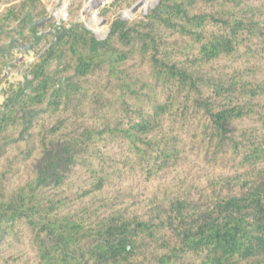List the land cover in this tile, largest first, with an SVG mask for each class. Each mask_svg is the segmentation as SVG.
I'll return each mask as SVG.
<instances>
[{
	"label": "trees",
	"instance_id": "1",
	"mask_svg": "<svg viewBox=\"0 0 264 264\" xmlns=\"http://www.w3.org/2000/svg\"><path fill=\"white\" fill-rule=\"evenodd\" d=\"M44 1L0 0V77L39 55L0 104V264H264V0H157L100 38Z\"/></svg>",
	"mask_w": 264,
	"mask_h": 264
},
{
	"label": "rangeland",
	"instance_id": "2",
	"mask_svg": "<svg viewBox=\"0 0 264 264\" xmlns=\"http://www.w3.org/2000/svg\"><path fill=\"white\" fill-rule=\"evenodd\" d=\"M71 1L63 0L61 6L58 4L59 0L44 1V6L48 11V19L52 20V23H59V25L65 24L68 27V17H66V21L62 23L58 22L60 20V14L58 13L63 8L62 12L67 14V7ZM81 2L83 6L77 21L81 22L85 29L92 31L96 38H100L108 31L110 23L116 17L133 18L140 11L153 7L157 0H138L130 7H128L129 0H81ZM137 4V10H133ZM38 56V54L28 51V49H24L23 52L19 51L14 46L12 56H8L6 61L9 65H13L14 68H18V70L13 73L9 72L10 68L3 71L0 77V104L9 94L8 89L10 85L22 83L28 79L27 66L38 59Z\"/></svg>",
	"mask_w": 264,
	"mask_h": 264
},
{
	"label": "water",
	"instance_id": "3",
	"mask_svg": "<svg viewBox=\"0 0 264 264\" xmlns=\"http://www.w3.org/2000/svg\"><path fill=\"white\" fill-rule=\"evenodd\" d=\"M62 3H63V0H59V2H58L59 6H61ZM137 6H138V4L134 7L133 10H137ZM32 24H34V23H32ZM66 32H67V28L63 29L61 32L56 34L53 38V43L57 44V42L65 35Z\"/></svg>",
	"mask_w": 264,
	"mask_h": 264
},
{
	"label": "built area",
	"instance_id": "4",
	"mask_svg": "<svg viewBox=\"0 0 264 264\" xmlns=\"http://www.w3.org/2000/svg\"><path fill=\"white\" fill-rule=\"evenodd\" d=\"M66 17H67V14L66 13H62L61 15H60V20H58V22H64V21H66ZM57 25H59V23H56Z\"/></svg>",
	"mask_w": 264,
	"mask_h": 264
}]
</instances>
